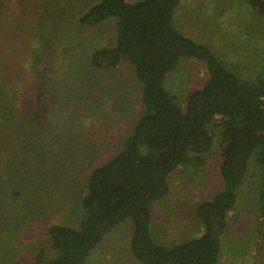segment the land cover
Returning <instances> with one entry per match:
<instances>
[{"label": "rangeland", "instance_id": "rangeland-1", "mask_svg": "<svg viewBox=\"0 0 264 264\" xmlns=\"http://www.w3.org/2000/svg\"><path fill=\"white\" fill-rule=\"evenodd\" d=\"M96 1L0 0V264L56 255L48 226H79L88 175L122 149L144 111L142 83L129 60L108 70L90 64L93 50L117 35L114 18L94 27L79 23ZM174 23L242 77L264 71V20L245 0H181ZM208 78L205 61L187 58L166 86L185 105ZM213 132L205 163L172 172L169 193L151 205L159 243L201 233L198 203L224 188L222 135ZM261 182L252 158L218 264H264ZM132 223L118 224L84 264H142L131 250Z\"/></svg>", "mask_w": 264, "mask_h": 264}, {"label": "trees", "instance_id": "trees-1", "mask_svg": "<svg viewBox=\"0 0 264 264\" xmlns=\"http://www.w3.org/2000/svg\"><path fill=\"white\" fill-rule=\"evenodd\" d=\"M264 20V0H245ZM181 0H98L79 15L82 26L116 19V40L95 48V69L129 60L142 83L144 111L122 149L95 166L81 198L79 226L52 223L48 234L56 255L20 264H84L121 222L132 219L131 250L142 264H218L222 236L236 206L250 160L262 170L260 208L264 213V71L247 79L207 44L179 31L174 15ZM187 58L206 62L209 78L181 105L166 86L168 74ZM8 107V106H7ZM220 129L224 188L198 203V235L173 245L152 233V203L170 191L169 177L181 166L202 165Z\"/></svg>", "mask_w": 264, "mask_h": 264}]
</instances>
